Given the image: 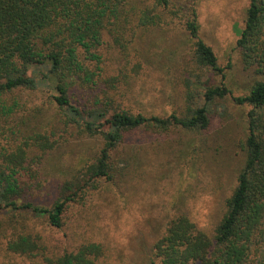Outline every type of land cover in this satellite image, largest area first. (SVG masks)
Wrapping results in <instances>:
<instances>
[{
    "label": "trees",
    "instance_id": "16d2710c",
    "mask_svg": "<svg viewBox=\"0 0 264 264\" xmlns=\"http://www.w3.org/2000/svg\"><path fill=\"white\" fill-rule=\"evenodd\" d=\"M181 17L194 40L195 66L224 77L213 48L200 36L193 0H0V137L5 140L0 141V211L31 210L62 227L70 205L87 202L90 190L126 176L134 159H139L137 152L120 157L130 136L144 130L162 135L209 127L215 100L230 93L224 82L206 85L198 99L189 89L182 110L168 116L134 114L116 103L117 95L123 98L129 90L124 86L142 72L143 50L136 44L143 43L142 34ZM106 42L125 59L113 75H106L100 66L99 48ZM236 48L246 68L264 74V0H250ZM86 60L95 62L97 70H91ZM78 81L89 87L104 83L114 94L103 89V96L97 94L91 107L75 105L70 92ZM42 85L54 89L52 100L65 128L74 125L81 134L99 137L102 146L93 162L63 181L50 207L22 199L41 185V179L31 188L32 184H21L20 176L28 171L33 178L41 176L48 154L58 144L52 139L57 125L52 122L48 129L41 121L31 125L37 120L36 110L13 123L21 108L20 93ZM234 100L251 109L246 161L227 199L226 212L214 234L186 213L175 215L153 243L151 264H264V82H256ZM121 161L123 167L118 166ZM6 228L7 223L0 221V241L4 235L6 250L41 264H98L106 255L104 245L96 241L82 243L76 251L50 255L39 237L32 233L9 236Z\"/></svg>",
    "mask_w": 264,
    "mask_h": 264
},
{
    "label": "rangeland",
    "instance_id": "374dc122",
    "mask_svg": "<svg viewBox=\"0 0 264 264\" xmlns=\"http://www.w3.org/2000/svg\"><path fill=\"white\" fill-rule=\"evenodd\" d=\"M193 1L200 36L213 48L224 77L222 73L195 66L194 40L186 29V19L176 18L142 34L143 43H136L143 50L142 72L124 86L129 90L123 98L117 95L116 103L134 114L168 116L182 110L189 89L198 99L206 85L224 82L230 93L215 100L209 127L188 133L171 130L162 135L139 131L118 151L120 157L132 156V152L139 156L126 176H118L114 183L101 182L99 188L90 190L87 202L70 205L62 227L51 225L45 214L31 210L0 211V221L7 223L9 236L32 233L41 239L50 255L76 251L82 243L96 241L106 251L98 264H151L154 241L177 214H188L201 228L214 234L247 155L244 143L251 106L237 104L234 98L247 94L256 82H264V74L253 67L246 68L236 48L250 0ZM99 52L104 73H118L125 63L124 56L110 42L102 45ZM85 63L91 70H97L95 62ZM103 89L114 94L104 83L89 87L78 81L70 92L72 102L91 107L97 94L103 96ZM54 94V89L43 85L23 91L21 108L13 119L17 124L21 117L36 110L37 120H32L31 125L36 121H41L46 129L52 122L57 125L52 139H57L58 144L48 154L41 176L33 178L31 171L20 176L21 184H32L31 188L41 179V185L27 191L22 199L47 207L57 198L63 181L93 162L102 148L99 137L81 134L74 125L65 128L52 100ZM21 140L20 136L18 141ZM124 165L121 161L118 166ZM6 241L3 235L0 264H41L7 251Z\"/></svg>",
    "mask_w": 264,
    "mask_h": 264
}]
</instances>
